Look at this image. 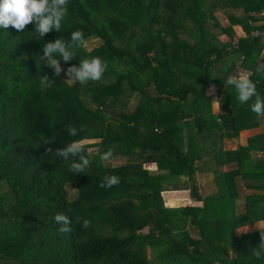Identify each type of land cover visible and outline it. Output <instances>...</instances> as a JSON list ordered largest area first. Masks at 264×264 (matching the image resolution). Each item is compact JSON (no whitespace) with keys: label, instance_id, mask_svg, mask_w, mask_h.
Masks as SVG:
<instances>
[{"label":"trees","instance_id":"trees-1","mask_svg":"<svg viewBox=\"0 0 264 264\" xmlns=\"http://www.w3.org/2000/svg\"><path fill=\"white\" fill-rule=\"evenodd\" d=\"M262 10L264 0H69L59 32L0 29V264H264L253 256L260 229L235 234L264 221V117L226 85L242 69L264 98L256 73L264 39L249 37ZM233 26L244 33L234 44ZM77 30L99 45L75 48L61 68L100 57L108 63L100 82L69 85L39 60L46 43H71ZM220 35L228 42L219 45ZM44 74L53 85L41 86ZM126 91L137 100L131 111ZM244 131V144L224 146ZM80 139L96 148L83 173L46 151ZM110 148L122 164L101 163ZM106 175L120 184L100 188ZM236 177L248 191L240 211ZM174 190L194 204L165 206L161 193ZM57 213L72 232H58Z\"/></svg>","mask_w":264,"mask_h":264},{"label":"clouds","instance_id":"clouds-1","mask_svg":"<svg viewBox=\"0 0 264 264\" xmlns=\"http://www.w3.org/2000/svg\"><path fill=\"white\" fill-rule=\"evenodd\" d=\"M69 0H0V29H8L9 27L18 32H22L30 24L35 25V32L40 38H44L46 34L53 31L59 32L62 27V22L68 15ZM87 41L84 38V33L80 30L74 31L71 34V43L63 39H55L54 42H48L43 46L42 55L39 57L47 67L54 70L53 75L59 77L62 68L61 60L67 63L75 59V48L86 46ZM57 57H60L59 59ZM108 69L107 61L100 57L85 58L80 61L79 65H72L67 68L64 81L69 85L79 83L81 86H86L89 82H100L103 79L104 73ZM256 73L264 76V65L256 68ZM40 84L46 88L53 85L48 74H44L40 78ZM225 85V84H224ZM226 85L232 86L236 93L240 104H246L254 99L251 104V111L257 117H264V98L257 91L256 83L251 79V73L244 70L233 71L226 80ZM215 93V89H210L209 94ZM220 99H215L214 104H219ZM70 136H77L78 130L74 126L68 127ZM46 144H52L53 141H46ZM87 139L74 140L63 148H57L55 151L51 147L46 151L62 162L71 160L70 171L79 174L85 172L92 163L89 152L94 151L92 148H86ZM114 156L113 150L110 148L101 153L99 159L101 163L110 161ZM78 158V159H77ZM120 184V177L116 175H106L99 187L103 189L112 188ZM54 222L59 223L61 227L58 229L60 233L72 232V221L69 216L63 213H57L51 218ZM260 229V243L253 249V256L257 259L264 257V229L260 224L264 221L255 223ZM91 226V222L87 219L82 221V227L87 229Z\"/></svg>","mask_w":264,"mask_h":264},{"label":"rangeland","instance_id":"rangeland-1","mask_svg":"<svg viewBox=\"0 0 264 264\" xmlns=\"http://www.w3.org/2000/svg\"><path fill=\"white\" fill-rule=\"evenodd\" d=\"M228 13H230V11H226L225 12V14H228ZM219 14L220 13H214V16L216 17V19L219 20V24L223 27V25L224 26L227 25V22H226V20L222 19V16L220 17ZM234 14H237V13H234ZM208 28L210 29L209 24H208ZM232 32H233L232 39L240 37L242 35V30L239 27H237V26L236 27L235 26L232 27ZM213 33L214 34H218L219 30L218 29H214ZM228 40L229 39L226 36H223V35H220V36L217 37V41H218L219 45L221 43H227ZM98 45H99V42L97 40L91 39V40L87 41V44H86V46H84V49L86 51H89L90 49H93L94 47H96ZM263 61H264V51L261 53V57H260L258 63L259 64H263ZM65 72H66V69L62 68V72H61L60 75L66 80L67 77L65 76ZM211 88L212 87H210V86L207 87L208 94L210 93V89ZM210 95H212V97L210 98L211 109H213L212 110L213 113H216L217 112L216 104L213 103V101L215 100L214 99L215 96L213 94H210ZM123 96H125V97H127L129 99V103L127 105V111H131L132 108L134 107L136 101H137L136 97L130 95L128 91H126ZM243 136H245V134ZM94 142L95 141H88V144L94 143ZM224 146L227 147L228 145L224 144ZM232 147H234V146L232 145L230 148H232ZM92 149H94V151H92L93 153L96 152V148H92ZM123 161H124L123 159L116 157V158H112L110 161L104 162L102 164L104 166L115 167V166H118V165L122 164ZM143 168L148 169V170H153L154 166L153 165H144ZM221 169L224 172L233 171L231 169H227L226 167H222ZM199 181H200V183L204 184L206 180L199 179ZM234 182H235V186L238 189V194H239V199H240V201L237 202V210L240 211L241 205H243V200L241 198L245 194H247L248 191H245V190L242 189V186H241V183H240V180L238 179V177H236L234 179ZM206 187H207L206 185H203L202 188L200 189L202 194L212 192V187L207 188V189H206ZM68 194L71 195V192L68 191ZM161 194H162L161 198H162V201L164 202L165 206L167 204L166 200H171L174 203L173 207H177L179 205H182L184 203L183 201H185L186 204H188V205H191V204L193 205L194 204L191 201V199L188 197L187 191L174 190V191L166 192V194H163V193H161ZM263 226H264V224H260V227H263ZM237 229L235 230V234L237 236L243 235V234L252 233V232L258 230L256 225L248 226V227L245 228V230H242V229L237 230Z\"/></svg>","mask_w":264,"mask_h":264},{"label":"built area","instance_id":"built-area-1","mask_svg":"<svg viewBox=\"0 0 264 264\" xmlns=\"http://www.w3.org/2000/svg\"><path fill=\"white\" fill-rule=\"evenodd\" d=\"M258 17H264V11H260L257 15ZM264 25V23L262 21H259L258 23H254L252 24L253 29L250 31V35L249 37L252 38H259V39H264V28L262 30H258L257 27ZM240 37H244V33L242 32V35ZM235 43V38H233L232 44ZM238 70H242V69H238Z\"/></svg>","mask_w":264,"mask_h":264},{"label":"crops","instance_id":"crops-1","mask_svg":"<svg viewBox=\"0 0 264 264\" xmlns=\"http://www.w3.org/2000/svg\"><path fill=\"white\" fill-rule=\"evenodd\" d=\"M216 109H217V107H216ZM213 110V109H212ZM245 134V136H243ZM249 134H250V132H241L240 134H239V137L236 139V140H231L232 141V143H229V142H225V144H227L228 146V148H230L232 145L234 146V147H232V148H235L237 145H242V144H244L245 143V139L247 138V136H249ZM185 202V201H184ZM256 223V222H255ZM255 223H251V224H248L247 226H243V227H240V228H238L237 230H239V229H242V230H245V228L246 227H248V226H254V225H256ZM252 228V227H251Z\"/></svg>","mask_w":264,"mask_h":264}]
</instances>
